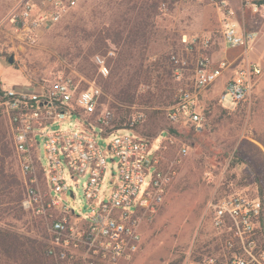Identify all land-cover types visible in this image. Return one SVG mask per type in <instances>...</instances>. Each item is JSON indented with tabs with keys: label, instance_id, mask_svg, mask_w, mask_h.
<instances>
[{
	"label": "built area",
	"instance_id": "obj_1",
	"mask_svg": "<svg viewBox=\"0 0 264 264\" xmlns=\"http://www.w3.org/2000/svg\"><path fill=\"white\" fill-rule=\"evenodd\" d=\"M84 1L23 0L0 21V34L11 37L18 49L32 48L42 30L60 23ZM182 1L198 0H162L159 9L167 13ZM209 1L220 12L226 48L238 50L239 55L233 61L216 59L210 35H184V50L170 55L174 79L183 83L190 72L191 80L177 90L174 104L166 109L167 117L172 124L193 125L196 132H201L207 122L201 97L226 72L232 73L221 100L230 97L234 104L246 101L264 75L252 58L258 31H246L226 0ZM250 6L253 12L264 14V2ZM93 63L100 76L110 74L102 55H96ZM102 96L101 87L95 83L81 89L73 77L59 78L48 87L28 85L2 91L1 105L26 186L22 208L44 226L47 264H132L144 242L143 227L154 222L173 184L175 172L159 169L154 142L133 128L108 132L113 140L107 150H101L95 129L102 133L113 129V113L108 109L98 112ZM134 116L132 126L146 118L143 112ZM70 117L77 119L74 129H52ZM187 153L185 146L179 151L180 156ZM108 157L113 158L115 168H109ZM65 169L72 179L88 177L84 195L92 209L86 216L63 203L70 188ZM110 172L112 191L106 202L101 192ZM72 197L75 199L73 193ZM210 208L225 252L206 256L198 264H264L262 198L232 192L212 202Z\"/></svg>",
	"mask_w": 264,
	"mask_h": 264
},
{
	"label": "rangeland",
	"instance_id": "obj_2",
	"mask_svg": "<svg viewBox=\"0 0 264 264\" xmlns=\"http://www.w3.org/2000/svg\"><path fill=\"white\" fill-rule=\"evenodd\" d=\"M161 1L85 0L60 23L42 30L34 47L18 49L16 52H1L3 58L0 56V78L3 84L0 83V91L27 88L28 85L48 87L59 78L73 77L81 89L92 83L101 87L103 96L98 112L108 109L113 113L114 120L117 113L111 106L118 103L113 96L115 88L112 86L105 89V86L112 74L115 83L120 79V74H116L118 61L126 66L124 71H131L132 74L140 66L143 70L154 69L155 63H158L160 68L153 73L152 81L143 82L137 93L146 94L150 88L152 94H159L155 77L160 73L167 78L165 70L171 67L169 57L177 50H184L181 42L184 35H210L214 43L212 55L218 60L224 58L233 61L239 55L238 50L227 49L223 42L220 12L215 4L209 0L182 1L163 13L159 9ZM226 1L246 31H258L252 58L264 72V14L255 13L250 8V3L259 2ZM261 1L263 3L264 0ZM142 20L146 23V39L138 41L132 48L117 47L109 40L108 52H97L96 55L107 59L110 68L107 77L100 76L96 71L93 63L96 55L83 66L82 57L89 54L95 35L100 32L106 35L109 32L114 38L122 30L123 37L126 38L132 23ZM182 53L187 55L185 51ZM231 73L226 72L223 78L202 95L201 107L207 116V122L201 132H196L191 124L173 125L163 120L159 123L163 125L164 132L158 131L155 136L148 138L154 142V149H158L159 169H172L175 175L165 203L154 222L143 227L144 242L132 264H198L206 256L223 255L224 239L213 227L210 204L232 192L257 195L256 177L264 176V75L246 101L234 104L230 97H226L223 102L221 100V93ZM190 80L191 73L188 72L183 83L175 86V93L184 86V82L187 84ZM146 98L149 99L150 95ZM155 105L135 104L130 107L129 118L133 119L136 112L145 113L146 118L139 122L143 126L148 121L150 112L166 109ZM76 120V117H70L65 122L56 123L52 129H74ZM169 127L175 133H170ZM144 131L146 130L141 127L137 134L144 136ZM95 132L98 146L102 151L107 150L113 137L103 134L99 129H95ZM0 137L9 146L5 169L8 176L13 177L10 180L17 182V189L23 195L26 191L24 176L1 99ZM183 146L187 147L188 153L180 156L179 151ZM112 159H107L110 169L115 168ZM41 162L45 166L43 143ZM65 177L70 188L66 193L67 200L60 198L76 214L86 216L92 209L84 195L88 177L72 179L67 169ZM111 191L110 172L101 192L106 202ZM52 194L59 197L58 194ZM21 216L20 220L12 216L0 220V227H8V224L23 240L35 239L45 244L44 226L25 210L21 212ZM0 264L12 262L0 254Z\"/></svg>",
	"mask_w": 264,
	"mask_h": 264
},
{
	"label": "trees",
	"instance_id": "obj_3",
	"mask_svg": "<svg viewBox=\"0 0 264 264\" xmlns=\"http://www.w3.org/2000/svg\"><path fill=\"white\" fill-rule=\"evenodd\" d=\"M257 2L262 3V1L257 0ZM264 2V1H263ZM155 6L157 4H154ZM153 6V5H152ZM154 7V6H153ZM104 33V32H103ZM102 32L94 36V40L90 46L89 54L86 57H82L83 61L81 62L85 66L86 62L89 61L94 55L99 51H104V54L108 52V41L110 40L117 47L128 46L132 48L133 45H136L138 41L146 39V23L144 20L136 21L132 23L130 28L129 35L124 38L123 31L120 30L117 32L113 38L109 32L104 35ZM170 69H166L165 72L168 73L167 78L163 77L162 74L158 73L155 77L157 81V89L159 94H152L150 88L146 94H138L139 87L143 82L150 83L153 79V73L158 72L159 66L158 63H155V68L143 70L142 66L135 73L132 74L131 71H124L126 67L120 61L117 62L116 74L119 75V80L115 83L113 74L108 78L106 82L105 89H110L112 86L115 88L113 93L114 98L118 103L112 105L111 107L115 109L117 115L114 120H112L113 129H106L105 135L112 130H123L132 128L137 133L138 130H146L143 132L144 138H149L155 136L158 131H163L164 127L159 121L169 122L167 117L166 109L172 106L175 102V86L180 84L175 82L173 77V66L170 64ZM93 67V66H92ZM96 71L97 68L94 66ZM175 83H174V82ZM124 82V83H122ZM2 91H0L1 99ZM147 95H150V98H146ZM171 100V101H170ZM170 101V102H168ZM141 103H147L150 105H155L158 107L163 106L165 110H157L149 113L148 121L143 123V126L140 125V121L134 123L132 126V118H129L130 107ZM163 108V109H164ZM172 124V123H171ZM186 124V123H179ZM173 124V125H179ZM195 130V128L193 127ZM193 130V131H194ZM170 133H175V131L169 127ZM164 132V131H163ZM162 132V133H163ZM9 146L5 143L4 138L0 137V220L12 216L14 219H21L22 209V200L24 199L25 193L22 195L17 189V182L11 181L8 173L5 169V157L8 156ZM258 184L257 195L260 196L264 203V176L256 177ZM264 215L262 216V229L264 232ZM0 227V254L8 259L12 264H47V259L45 256V244L39 243L37 240L29 239L23 240L17 232L13 231L10 226Z\"/></svg>",
	"mask_w": 264,
	"mask_h": 264
},
{
	"label": "crops",
	"instance_id": "obj_4",
	"mask_svg": "<svg viewBox=\"0 0 264 264\" xmlns=\"http://www.w3.org/2000/svg\"><path fill=\"white\" fill-rule=\"evenodd\" d=\"M22 1L23 0H0V21L4 20L9 14L15 11ZM33 1L38 2V0ZM16 46L15 41L11 37L0 34V56L3 50L6 52H16L18 50ZM1 57L3 58V56ZM0 83L3 84L1 78Z\"/></svg>",
	"mask_w": 264,
	"mask_h": 264
}]
</instances>
